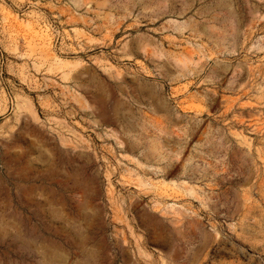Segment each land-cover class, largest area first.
<instances>
[{
    "label": "rangeland",
    "instance_id": "1",
    "mask_svg": "<svg viewBox=\"0 0 264 264\" xmlns=\"http://www.w3.org/2000/svg\"><path fill=\"white\" fill-rule=\"evenodd\" d=\"M0 264H264V0H0Z\"/></svg>",
    "mask_w": 264,
    "mask_h": 264
},
{
    "label": "bare ground",
    "instance_id": "2",
    "mask_svg": "<svg viewBox=\"0 0 264 264\" xmlns=\"http://www.w3.org/2000/svg\"><path fill=\"white\" fill-rule=\"evenodd\" d=\"M148 15V14H147Z\"/></svg>",
    "mask_w": 264,
    "mask_h": 264
}]
</instances>
